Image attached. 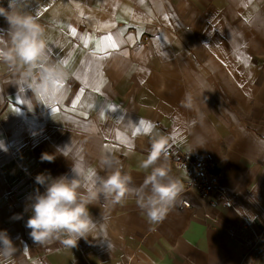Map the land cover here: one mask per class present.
<instances>
[{
    "label": "crops",
    "instance_id": "0c3cea01",
    "mask_svg": "<svg viewBox=\"0 0 264 264\" xmlns=\"http://www.w3.org/2000/svg\"><path fill=\"white\" fill-rule=\"evenodd\" d=\"M0 4L7 7V0ZM22 5L44 26L51 60L69 61L63 65L69 75L63 102L49 109L32 100L31 91H20L0 66V231L17 248L13 264H241L252 230L264 242V0ZM6 27L0 18V28ZM109 35L118 49L108 47ZM185 93L197 111L181 106ZM140 121L152 130L134 134ZM117 132L131 147L117 141ZM157 134L168 136L173 148L211 155L233 207L201 203L188 190L187 172L168 158L183 193L162 221L149 224L129 195L118 204L92 206L96 226L74 248L33 241L26 227L29 206L37 190L45 191L35 182L43 171L33 147L62 149L70 177L72 165L94 178L105 176L99 159L110 156L139 187L145 173L138 164ZM17 215L23 218L13 219ZM251 262L264 264V254Z\"/></svg>",
    "mask_w": 264,
    "mask_h": 264
},
{
    "label": "clouds",
    "instance_id": "9594fccd",
    "mask_svg": "<svg viewBox=\"0 0 264 264\" xmlns=\"http://www.w3.org/2000/svg\"><path fill=\"white\" fill-rule=\"evenodd\" d=\"M0 18L7 25L0 28V66L7 70L20 91H31L32 100L53 109L63 102L60 84L69 74L62 63L51 60L44 26L24 9L22 0H7V7L0 4ZM181 106L197 111L196 101L189 93H185ZM169 141L163 134L150 139L147 155L138 164L145 173L139 187L132 186L133 176L123 170L119 160L107 155L99 159L100 168L106 172L102 177L83 174L73 165L71 177L69 174L55 178L50 173L38 174L35 182L45 191L37 190L29 206L31 215L26 227L31 230L30 237L38 244L58 241L64 247L74 248L80 239H87L96 226L90 211L92 206L102 200L118 204L129 195L136 197L149 224L162 221L183 193L181 182L171 175L167 163ZM58 155H64L62 149L58 148L56 154L43 153L41 161L54 162ZM16 250L7 231H0V264H13Z\"/></svg>",
    "mask_w": 264,
    "mask_h": 264
},
{
    "label": "built area",
    "instance_id": "2783aa9c",
    "mask_svg": "<svg viewBox=\"0 0 264 264\" xmlns=\"http://www.w3.org/2000/svg\"><path fill=\"white\" fill-rule=\"evenodd\" d=\"M189 29V28H187ZM56 154V151L49 150L43 145H36L31 149V155L42 169L43 173L51 174L53 178L61 176L64 171L69 170L65 164L64 156L58 155L54 162L41 161L43 153ZM168 158L173 161L178 170H185L189 176L188 190L196 194L198 200L210 207L223 206L231 209L233 203L228 193L222 189V174L211 155L199 157L192 152L181 151L170 147ZM183 206L191 208L188 201ZM206 217H209L207 215ZM258 254H264L263 236L252 230L249 244L244 253L241 264H251V259Z\"/></svg>",
    "mask_w": 264,
    "mask_h": 264
},
{
    "label": "snow or ice",
    "instance_id": "6c2138e0",
    "mask_svg": "<svg viewBox=\"0 0 264 264\" xmlns=\"http://www.w3.org/2000/svg\"><path fill=\"white\" fill-rule=\"evenodd\" d=\"M249 2H250V0H249ZM245 6H247V4H245ZM81 15H83V13H81ZM165 19H167V17H165ZM72 34H73V35H76V31H75V29H72ZM105 39H106V42H107L109 48H111V49H113V50L118 49L119 45H118V43L113 39V37H112L111 35L107 36ZM130 39H131V38H130ZM125 54H126V53H125ZM103 58H104V57H99L98 59H103ZM237 59H241V57L238 56ZM60 63H62L63 65L67 66L68 63H69V61H68L67 59H65V60L61 61ZM81 82L85 85V87L88 86V81H87L86 78H85V79H82ZM99 83H100V85H102L103 80L101 79V81H100ZM60 87H61L62 89H64V88H65V84H64V83L60 84ZM95 90H96V91H99V86H97V87L95 88ZM83 95H84V88H81V89H80V92H79V95L76 97V99H75V100L73 101V103H72V110H73V111H75L76 108H77V106L80 104V100H81V97H83ZM54 110H56V109H54ZM139 125H140V126H138V127L135 128V132H134V134H135V133H139V132H141L142 130H143L144 132H150V131L152 130V128H153V125H151L150 123L145 122V121H140V122H139ZM116 139H117V141H119L121 144H125V145H127L128 147H131V141H129L128 139H126V138L123 136L122 133L117 132V134H116ZM108 147H109L108 145H105V148H106V149H108ZM89 174H90V175H95V173L92 172V171H90Z\"/></svg>",
    "mask_w": 264,
    "mask_h": 264
}]
</instances>
